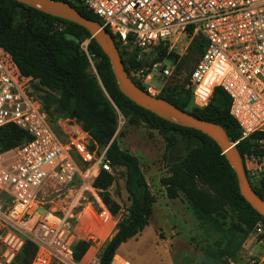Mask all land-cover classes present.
I'll list each match as a JSON object with an SVG mask.
<instances>
[{
    "label": "built area",
    "instance_id": "obj_1",
    "mask_svg": "<svg viewBox=\"0 0 264 264\" xmlns=\"http://www.w3.org/2000/svg\"><path fill=\"white\" fill-rule=\"evenodd\" d=\"M77 1L112 39L130 43L145 57L147 65L131 70L129 78L133 82L142 78L141 86L153 96L155 89L145 84L173 75L175 63L165 61L170 53L180 56L177 41L184 38L189 44L201 37L203 51L189 75L193 103L205 107L215 88L228 95L229 113L241 131L229 142L236 149L240 142L252 140L251 153L242 163L249 184L264 194V0ZM55 25L63 29L62 24ZM86 45H81L85 53ZM161 49L166 54L157 59ZM9 125L30 139L0 153V264H11L26 241L35 247L30 264H98L99 247L117 226L92 187L98 171L112 174L105 150L99 151L71 119L61 118L53 125L32 93L31 79L22 76L0 48V128ZM76 186L80 193L89 191L102 211L91 203L75 213L70 207L63 216L48 211L31 231L26 230L42 206L41 198ZM255 230L263 233V223L258 222ZM77 240L90 243L79 261L72 248ZM111 264L130 263L114 256ZM252 264H264V256Z\"/></svg>",
    "mask_w": 264,
    "mask_h": 264
},
{
    "label": "trees",
    "instance_id": "obj_2",
    "mask_svg": "<svg viewBox=\"0 0 264 264\" xmlns=\"http://www.w3.org/2000/svg\"><path fill=\"white\" fill-rule=\"evenodd\" d=\"M60 1L69 3L85 18L99 23L97 17L77 0ZM56 23L62 24L63 29H59ZM85 41H88L86 53L81 47ZM113 41L128 77L131 70L138 71L147 65L130 43L121 45L115 38ZM190 46L191 53L197 56L196 64L203 51V40L197 36ZM0 48L10 55L19 73L31 79L32 93L53 125L61 118L71 119L99 151L105 150V159L110 162L112 174L98 171L92 187L112 216L116 213L106 190L115 170L124 169V188L130 205L112 237L99 247L98 264H111L118 248L143 231L149 224L155 203L137 157L118 145L115 136L118 113L130 124L142 123L156 130L166 141L167 149L173 147L175 135L192 144L181 160L171 164L168 176L160 180L169 199L183 196L200 217L216 215L229 208L235 214L241 231L252 230L258 222L264 225V218L240 196L235 174L217 144L201 132L160 118L123 96L116 86L108 59L85 29L12 0H0ZM125 53H129L128 64L124 59ZM165 54L166 50L161 49L157 52V59ZM168 59L176 65L171 76L174 78L180 63L179 56L170 53ZM90 63L94 64L95 75L88 72ZM134 83L145 91L138 82ZM188 85L189 77L182 84L173 80L157 97L198 119L218 124L230 141L237 140L241 131L229 113L228 95L221 88H215L208 104L197 107ZM29 139L26 132L15 126L0 128V153ZM252 146L250 139L236 146L242 162L251 153ZM252 189L264 200L261 188L252 186ZM91 201L96 210L102 211L95 198ZM89 247V242L77 240L72 247L75 260L79 261ZM22 250L23 257L19 263L30 264L34 245L26 241Z\"/></svg>",
    "mask_w": 264,
    "mask_h": 264
},
{
    "label": "rangeland",
    "instance_id": "obj_3",
    "mask_svg": "<svg viewBox=\"0 0 264 264\" xmlns=\"http://www.w3.org/2000/svg\"><path fill=\"white\" fill-rule=\"evenodd\" d=\"M177 42L180 63L174 78L151 79L145 84L155 89V96L162 94L173 80L184 83L195 65L197 56L191 53V41L188 44L187 39L181 38ZM128 58L129 53H125L126 63ZM140 60L144 61L145 57L141 56ZM165 65H172V62L166 60ZM88 72L93 74L91 67ZM138 83L143 85V79ZM57 135L65 144L64 137L59 132ZM115 136L122 150L137 157L149 190L155 197L149 224L140 234L118 248V257L130 264H252L264 256V232L259 234L255 226L250 231H241L235 214L229 208L216 215L200 217L183 196L177 199L167 197L160 180L168 176L171 164L181 160L192 147L189 141L175 135L173 147L167 149L166 141L156 130L142 123L130 124L119 113ZM124 178V169L115 170L106 190L112 210L116 213L113 221L117 224L126 216L130 205ZM91 198L94 197L89 191L80 193L78 186L49 194L41 198L42 206L31 216L26 230L31 231L48 211L63 216L73 207L75 213L92 204ZM22 253L23 250L11 264H20Z\"/></svg>",
    "mask_w": 264,
    "mask_h": 264
},
{
    "label": "water",
    "instance_id": "obj_4",
    "mask_svg": "<svg viewBox=\"0 0 264 264\" xmlns=\"http://www.w3.org/2000/svg\"><path fill=\"white\" fill-rule=\"evenodd\" d=\"M12 1L43 11L85 29L108 59L119 92L136 106L165 120L199 131L212 139L220 148L225 160L235 174L240 196L255 212L264 218V200L252 189L245 175L240 155L231 146L228 137L218 124L198 119L180 110L165 99L153 96L139 88L125 72L120 54L111 35L105 29H102L98 22L85 18L69 3L60 0Z\"/></svg>",
    "mask_w": 264,
    "mask_h": 264
},
{
    "label": "crops",
    "instance_id": "obj_5",
    "mask_svg": "<svg viewBox=\"0 0 264 264\" xmlns=\"http://www.w3.org/2000/svg\"><path fill=\"white\" fill-rule=\"evenodd\" d=\"M115 256H117V255H115Z\"/></svg>",
    "mask_w": 264,
    "mask_h": 264
}]
</instances>
